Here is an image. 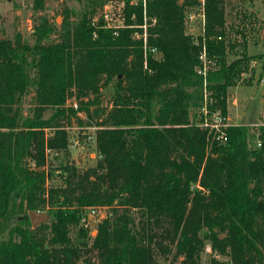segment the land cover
<instances>
[{"label":"trees","instance_id":"trees-1","mask_svg":"<svg viewBox=\"0 0 264 264\" xmlns=\"http://www.w3.org/2000/svg\"><path fill=\"white\" fill-rule=\"evenodd\" d=\"M122 1V26L91 8L71 29L62 11L57 42H39L55 29L43 16L36 43L0 37V264H157L168 255L200 264L207 244L228 264H264V125L260 145L248 125L211 126L214 112L226 115L228 87L249 58L244 40L241 55L226 61L234 44L224 0ZM196 5L204 33L193 40L185 11ZM144 19L145 50L137 36ZM203 51L213 63L204 75ZM113 78L112 106L94 131L95 165L46 166L47 149L67 151L72 88L78 100L96 99ZM31 85L38 104L23 116ZM52 168L60 184L48 182ZM85 206L109 209L95 235L79 224ZM44 210L50 221L32 226L28 213ZM15 213L18 224L1 236Z\"/></svg>","mask_w":264,"mask_h":264},{"label":"rangeland","instance_id":"rangeland-1","mask_svg":"<svg viewBox=\"0 0 264 264\" xmlns=\"http://www.w3.org/2000/svg\"><path fill=\"white\" fill-rule=\"evenodd\" d=\"M33 0H0V35L12 39L15 35H20L29 44L36 43V27L39 16L45 17L49 23H53L55 29L50 32L47 38L40 40V43L57 42L60 40L62 26L65 24L63 12H68V28L71 29L80 19L85 10L95 9V17L103 15L110 25L123 24L122 0H46L42 9H34ZM200 6L186 8L185 11V33L191 35L194 40L197 36H203L204 18ZM225 8V31L226 38L234 44L228 50L226 61L229 62L241 55L242 45L246 42L247 70L241 74L236 83L228 87L226 118L228 124H245L250 131L254 132V140H257V129L264 124V0H224ZM194 13V14H193ZM138 38H142L139 28H137ZM133 34H135L133 32ZM134 37V35H133ZM136 38V37H135ZM155 58L160 57V52H153ZM208 59L207 64L213 66ZM113 78L108 84L101 86L99 94L95 96L82 97L81 100L75 98L74 88L66 99L64 107L67 109L68 119H64L67 131L68 146L64 150H46V166L48 163L55 166H63L65 163H74L78 169L85 170L96 163L97 151L95 142V129L97 122L102 120L112 106L114 94ZM205 92L204 100H208ZM35 86H30L26 94L21 99V109L23 116H31L37 105ZM82 108V109H80ZM86 109V110H85ZM203 111V108H199ZM52 108L47 109L42 116L48 117ZM206 116L205 111H203ZM50 131V130H46ZM48 169L51 174L48 182L60 184V170ZM85 206L84 208H86ZM83 208V209H84ZM82 209V210H83ZM45 215L44 222L50 221L49 214L44 210L40 211ZM103 213H109L105 207ZM15 214H11L2 224V235L6 236L9 229L18 224ZM102 220V219H101ZM98 222L90 228V235H95ZM32 225V224H31ZM70 235L78 240L76 229ZM157 264H179L181 257L173 259L171 255L167 258L157 257ZM200 264H228V257L217 252H213L207 244L200 253Z\"/></svg>","mask_w":264,"mask_h":264},{"label":"built area","instance_id":"built-area-1","mask_svg":"<svg viewBox=\"0 0 264 264\" xmlns=\"http://www.w3.org/2000/svg\"><path fill=\"white\" fill-rule=\"evenodd\" d=\"M143 5L145 6V2L143 0ZM141 27L143 28V31L141 33L142 35V41L144 43V50L146 49V24H145V19H144V23L141 25ZM138 36V33H137ZM152 52H155V48H151ZM199 58L202 60L203 65L202 68H200L198 70V72L202 73L203 75L205 74V69L206 68V57H205V53L204 51L201 52V54L199 55ZM203 108V111H205L206 113V109ZM226 118V116H222L220 114V112L216 111L212 114L211 116V126L216 128L217 130L221 127V126H226L228 123L224 121V119ZM264 125V124H263ZM257 145H260L259 140H256ZM105 207L104 206H87L86 208H84L83 210H81L80 212V216H79V224L86 227V228H90L95 222H99L101 221V219L105 218L107 215L106 213H103V209Z\"/></svg>","mask_w":264,"mask_h":264},{"label":"water","instance_id":"water-1","mask_svg":"<svg viewBox=\"0 0 264 264\" xmlns=\"http://www.w3.org/2000/svg\"><path fill=\"white\" fill-rule=\"evenodd\" d=\"M0 37L4 38L5 36L0 35ZM28 217L30 219V222H31L32 226H35V225H37L38 223H40L41 221L44 220L45 215L42 212H40V211H30L28 213Z\"/></svg>","mask_w":264,"mask_h":264}]
</instances>
